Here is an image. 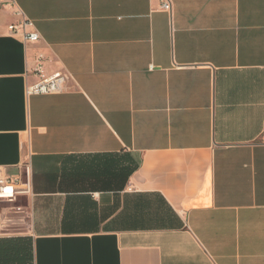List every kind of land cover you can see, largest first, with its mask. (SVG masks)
Returning a JSON list of instances; mask_svg holds the SVG:
<instances>
[{"label": "crops", "instance_id": "1", "mask_svg": "<svg viewBox=\"0 0 264 264\" xmlns=\"http://www.w3.org/2000/svg\"><path fill=\"white\" fill-rule=\"evenodd\" d=\"M0 16V264H264V0H16ZM39 54L69 74L29 94Z\"/></svg>", "mask_w": 264, "mask_h": 264}, {"label": "built area", "instance_id": "2", "mask_svg": "<svg viewBox=\"0 0 264 264\" xmlns=\"http://www.w3.org/2000/svg\"><path fill=\"white\" fill-rule=\"evenodd\" d=\"M165 10H171L170 0L162 4ZM16 18L9 24V30L20 35L26 42H37L41 39L35 22L27 17L19 7L16 0H0V16L5 12ZM45 56L39 54L35 74L38 81L28 87L29 94H55L63 92L66 88L69 74L63 71L49 73L45 66ZM34 196L31 165L23 163L20 165V173L17 176H9L4 168H0V202L7 203L10 210L23 212L31 205Z\"/></svg>", "mask_w": 264, "mask_h": 264}, {"label": "rangeland", "instance_id": "3", "mask_svg": "<svg viewBox=\"0 0 264 264\" xmlns=\"http://www.w3.org/2000/svg\"><path fill=\"white\" fill-rule=\"evenodd\" d=\"M9 205L5 202L1 203L0 202V210L6 209Z\"/></svg>", "mask_w": 264, "mask_h": 264}]
</instances>
